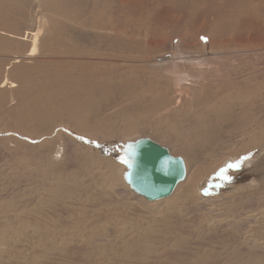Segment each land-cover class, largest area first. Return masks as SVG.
Returning a JSON list of instances; mask_svg holds the SVG:
<instances>
[{
    "label": "rangeland",
    "instance_id": "1",
    "mask_svg": "<svg viewBox=\"0 0 264 264\" xmlns=\"http://www.w3.org/2000/svg\"><path fill=\"white\" fill-rule=\"evenodd\" d=\"M0 264H264V0H0Z\"/></svg>",
    "mask_w": 264,
    "mask_h": 264
},
{
    "label": "water",
    "instance_id": "2",
    "mask_svg": "<svg viewBox=\"0 0 264 264\" xmlns=\"http://www.w3.org/2000/svg\"><path fill=\"white\" fill-rule=\"evenodd\" d=\"M131 146L126 157L131 166L125 164L130 168L131 189L148 200L169 196L185 177L182 160L149 138L138 139Z\"/></svg>",
    "mask_w": 264,
    "mask_h": 264
},
{
    "label": "bare ground",
    "instance_id": "3",
    "mask_svg": "<svg viewBox=\"0 0 264 264\" xmlns=\"http://www.w3.org/2000/svg\"><path fill=\"white\" fill-rule=\"evenodd\" d=\"M192 6V5H191ZM190 6V7H191ZM198 6V5H197ZM203 25V24H202ZM37 37V36H36ZM186 62V61H185ZM189 62V61H188ZM178 64V63H177ZM177 64H174V65H177ZM182 64H184V63H182ZM172 65V64H171ZM172 70V69H171ZM173 72V71H172ZM176 73H177V71H176ZM204 73V72H203ZM197 74V73H196ZM199 75L200 76H202L200 73H199ZM199 75H196V76H199ZM194 76V75H193ZM204 76V75H203ZM191 77V76H190ZM173 79H175V78H173ZM201 80H202V78H200ZM178 80V79H177ZM190 80V79H189ZM199 80V79H198ZM174 81H176V79L174 80ZM193 81V80H192ZM190 82V81H189ZM197 82V81H196ZM187 83V82H186ZM185 83V84H186ZM192 83V82H191ZM194 83V82H193ZM176 84H178V83H176ZM175 84V85H176ZM188 84V83H187ZM195 84V83H194ZM12 85H14V84H12ZM189 85V84H188ZM196 85V84H195ZM194 85V86H195ZM184 86V85H183ZM193 86V85H192ZM177 87V86H176ZM187 87V86H186ZM191 87V86H190ZM180 88V87H179ZM189 88V87H188ZM180 90H181V88H180ZM179 90V91H180ZM178 91V92H179ZM186 92L188 91V90H185ZM183 92V91H182ZM147 138V137H146ZM149 139H151V138H149ZM153 142H155V143H157V144H159L160 146H162V147H164L167 151H168V153L170 154V155H172L171 153H170V151H169V149L167 148V147H165V146H163V145H161L160 143H158L157 141H155V140H153V139H151ZM127 156H128V152H127ZM126 156V157H127ZM172 156H174V157H178V158H180L181 160H182V162H183V165H184V168H185V163H184V160H183V158L182 157H180V156H175V155H172ZM125 157V158H126ZM119 176H120V178L121 179H123L124 180V182H127V184L129 185V183H130V168H128L125 164H122L121 165V168H119ZM185 176H186V168H185ZM185 179V177L181 180V181H179L178 183H177V185H179L183 180ZM177 185L175 186V188L177 187ZM129 187H130V185H129ZM131 188V187H130ZM175 188L173 189V191L171 192V194L174 192V190H175ZM133 191V190H132ZM134 192V191H133ZM136 195H139V200L141 199L143 202L145 201V202H149V201H159V200H162V199H165V198H167V197H169V196H167V197H163V198H159V199H155V200H148V199H145L143 196H141L140 194H138V193H136V192H134ZM141 200H140V202H141ZM150 203V202H149Z\"/></svg>",
    "mask_w": 264,
    "mask_h": 264
},
{
    "label": "snow or ice",
    "instance_id": "4",
    "mask_svg": "<svg viewBox=\"0 0 264 264\" xmlns=\"http://www.w3.org/2000/svg\"><path fill=\"white\" fill-rule=\"evenodd\" d=\"M202 39L206 40V37H202ZM80 139H81V140H84L85 138H84V137H80ZM86 142H87V143H95L94 141H86ZM97 146H99V145H97ZM128 148H129V150L131 151L132 146L129 145ZM244 159H247V157H244ZM121 162L124 163V164H128L129 166H131V162H130V160L127 159V158H125V157H122V158H121ZM241 164H242V160H238V161H236V162L233 163V164H229L227 167H228V168L239 169V168L241 167ZM226 170H227V169H221L219 175H220V177H221L222 179L230 180L231 177H228V176H225V175H224V172H225ZM208 194H209L208 191L205 190V191H204V195H208Z\"/></svg>",
    "mask_w": 264,
    "mask_h": 264
}]
</instances>
